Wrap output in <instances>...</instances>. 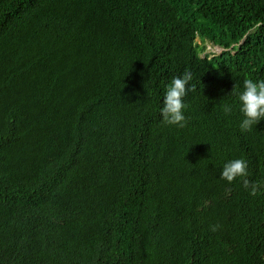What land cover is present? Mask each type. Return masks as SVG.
I'll return each instance as SVG.
<instances>
[{
	"label": "trees",
	"instance_id": "16d2710c",
	"mask_svg": "<svg viewBox=\"0 0 264 264\" xmlns=\"http://www.w3.org/2000/svg\"><path fill=\"white\" fill-rule=\"evenodd\" d=\"M185 71L178 127L160 107ZM248 78L264 0H0V264H264ZM235 158L257 195L220 177Z\"/></svg>",
	"mask_w": 264,
	"mask_h": 264
},
{
	"label": "clouds",
	"instance_id": "9594fccd",
	"mask_svg": "<svg viewBox=\"0 0 264 264\" xmlns=\"http://www.w3.org/2000/svg\"><path fill=\"white\" fill-rule=\"evenodd\" d=\"M192 80V73L185 71L181 76L173 77L167 85L162 98L160 114L163 122L184 127L186 107L183 98L189 90H193L189 82ZM236 104L242 118L239 122L241 132L251 131L253 126L264 120V80H253L251 78L243 81V90L236 92ZM222 109L225 114L233 110L231 104H224ZM248 164L243 158L227 160L223 163L220 177L229 183L237 178L242 180L243 186L249 189L251 195H257L261 185L247 179Z\"/></svg>",
	"mask_w": 264,
	"mask_h": 264
},
{
	"label": "rangeland",
	"instance_id": "374dc122",
	"mask_svg": "<svg viewBox=\"0 0 264 264\" xmlns=\"http://www.w3.org/2000/svg\"><path fill=\"white\" fill-rule=\"evenodd\" d=\"M197 42L201 45H205V50L201 52L202 56L212 57L214 54H219L225 49L209 41L203 42L199 37L197 38Z\"/></svg>",
	"mask_w": 264,
	"mask_h": 264
}]
</instances>
